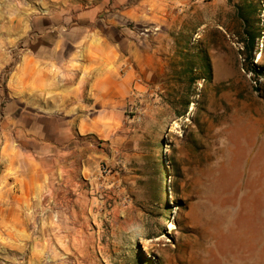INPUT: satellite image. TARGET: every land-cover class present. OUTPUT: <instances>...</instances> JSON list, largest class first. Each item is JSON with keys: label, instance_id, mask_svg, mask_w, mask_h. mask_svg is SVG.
Masks as SVG:
<instances>
[{"label": "rangeland", "instance_id": "obj_1", "mask_svg": "<svg viewBox=\"0 0 264 264\" xmlns=\"http://www.w3.org/2000/svg\"><path fill=\"white\" fill-rule=\"evenodd\" d=\"M255 1L264 25V0ZM243 2L0 0L8 20L19 9L71 13L75 22L98 6L108 26L161 48L165 67L126 98L123 126L110 130L103 157L80 178L76 206H24L7 225L1 206L0 264H264V33L253 68L234 7ZM18 46L2 51L11 59L0 105ZM200 46L213 76L178 118L168 102L181 94L173 70L181 51Z\"/></svg>", "mask_w": 264, "mask_h": 264}, {"label": "crops", "instance_id": "obj_2", "mask_svg": "<svg viewBox=\"0 0 264 264\" xmlns=\"http://www.w3.org/2000/svg\"><path fill=\"white\" fill-rule=\"evenodd\" d=\"M17 11L9 20L0 12V77L11 59L2 51L21 43L22 53L0 105L4 225L24 206H76L80 178L123 126L126 98L165 72L161 48L108 26L98 6L75 22L71 13Z\"/></svg>", "mask_w": 264, "mask_h": 264}, {"label": "trees", "instance_id": "obj_3", "mask_svg": "<svg viewBox=\"0 0 264 264\" xmlns=\"http://www.w3.org/2000/svg\"><path fill=\"white\" fill-rule=\"evenodd\" d=\"M233 5L234 0H228ZM236 16L242 25L240 37L251 51L250 64L255 68L253 52L255 51L264 33L262 25V6L255 0H244L241 5H234ZM264 55V52L262 53ZM171 80L177 84L179 95L172 94L168 99L169 105L175 110L178 118L185 117L189 113L191 104H197L196 98L199 83L210 82L213 76V68L208 51L202 46L198 50L188 49L181 51V59L173 70ZM178 92V93H179Z\"/></svg>", "mask_w": 264, "mask_h": 264}, {"label": "bare ground", "instance_id": "obj_4", "mask_svg": "<svg viewBox=\"0 0 264 264\" xmlns=\"http://www.w3.org/2000/svg\"><path fill=\"white\" fill-rule=\"evenodd\" d=\"M257 55H259L257 63L260 64L261 62H263L264 60V55H262L261 53H258ZM17 202V201H16ZM14 227V226H13ZM136 242V241H135ZM148 248V247H147Z\"/></svg>", "mask_w": 264, "mask_h": 264}]
</instances>
